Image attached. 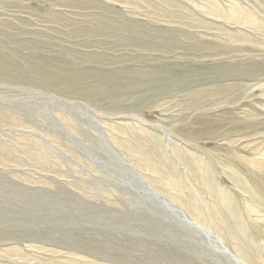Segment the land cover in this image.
Wrapping results in <instances>:
<instances>
[{"label": "rangeland", "instance_id": "obj_1", "mask_svg": "<svg viewBox=\"0 0 264 264\" xmlns=\"http://www.w3.org/2000/svg\"><path fill=\"white\" fill-rule=\"evenodd\" d=\"M264 264V0H0V264Z\"/></svg>", "mask_w": 264, "mask_h": 264}, {"label": "bare ground", "instance_id": "obj_2", "mask_svg": "<svg viewBox=\"0 0 264 264\" xmlns=\"http://www.w3.org/2000/svg\"><path fill=\"white\" fill-rule=\"evenodd\" d=\"M235 262H236V264H242V263H240V262H239V261H237V260H236Z\"/></svg>", "mask_w": 264, "mask_h": 264}]
</instances>
